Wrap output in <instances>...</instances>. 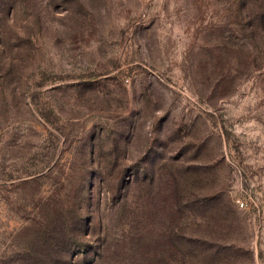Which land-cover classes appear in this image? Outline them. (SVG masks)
I'll use <instances>...</instances> for the list:
<instances>
[{
  "label": "rangeland",
  "instance_id": "374dc122",
  "mask_svg": "<svg viewBox=\"0 0 264 264\" xmlns=\"http://www.w3.org/2000/svg\"><path fill=\"white\" fill-rule=\"evenodd\" d=\"M0 264H264V0H0Z\"/></svg>",
  "mask_w": 264,
  "mask_h": 264
},
{
  "label": "built area",
  "instance_id": "2783aa9c",
  "mask_svg": "<svg viewBox=\"0 0 264 264\" xmlns=\"http://www.w3.org/2000/svg\"><path fill=\"white\" fill-rule=\"evenodd\" d=\"M235 203L237 204V206L239 208H243L245 206V203L242 200L238 199V198L235 199Z\"/></svg>",
  "mask_w": 264,
  "mask_h": 264
}]
</instances>
